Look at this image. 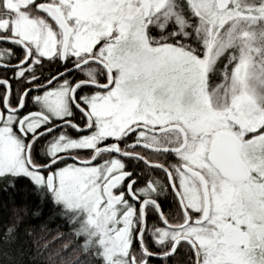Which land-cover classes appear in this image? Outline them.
<instances>
[{
	"label": "snow or ice",
	"instance_id": "1",
	"mask_svg": "<svg viewBox=\"0 0 264 264\" xmlns=\"http://www.w3.org/2000/svg\"><path fill=\"white\" fill-rule=\"evenodd\" d=\"M0 72L9 264H264V0H0Z\"/></svg>",
	"mask_w": 264,
	"mask_h": 264
},
{
	"label": "trees",
	"instance_id": "2",
	"mask_svg": "<svg viewBox=\"0 0 264 264\" xmlns=\"http://www.w3.org/2000/svg\"><path fill=\"white\" fill-rule=\"evenodd\" d=\"M3 73L0 72V76ZM15 205L17 207L23 206L25 203L29 205L30 210L34 209L39 201L34 197L29 196L27 201L24 199L23 193H17L15 196ZM13 205L9 199L7 193L0 192V235H2L4 228L10 223L11 209ZM50 215L47 208L43 209V215L40 218H26L25 225H30L37 229V234L40 233V226L42 224H47V230L51 235H56L57 232L63 234L62 238L56 244V247H62L64 244H69V248L64 255L66 257L72 258L73 245L76 243V238L71 234L72 228L67 222L63 221L61 218H56L55 220L49 221L48 216ZM24 264H46L44 257L36 256L35 247L31 244L25 246ZM0 264H9L7 260L0 257Z\"/></svg>",
	"mask_w": 264,
	"mask_h": 264
},
{
	"label": "flooded vegetation",
	"instance_id": "3",
	"mask_svg": "<svg viewBox=\"0 0 264 264\" xmlns=\"http://www.w3.org/2000/svg\"><path fill=\"white\" fill-rule=\"evenodd\" d=\"M8 75L11 76L12 74H11V73H8ZM170 202H171V201H169V203H170ZM166 211H167V209H166ZM174 264H176V262H174Z\"/></svg>",
	"mask_w": 264,
	"mask_h": 264
}]
</instances>
